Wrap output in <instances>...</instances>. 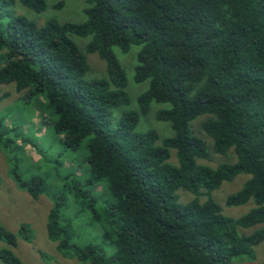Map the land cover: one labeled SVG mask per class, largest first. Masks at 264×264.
Segmentation results:
<instances>
[{
    "label": "trees",
    "instance_id": "obj_1",
    "mask_svg": "<svg viewBox=\"0 0 264 264\" xmlns=\"http://www.w3.org/2000/svg\"><path fill=\"white\" fill-rule=\"evenodd\" d=\"M84 1L85 22L50 20L39 26L13 7L42 13L45 0H0V85L13 83L16 92L25 91L26 104L42 99L53 119L52 140L62 152L85 150L87 172L76 165L65 173L62 154L47 158L21 126L2 128L0 117V150L12 159L24 155L15 141L28 143L64 185L61 193H49L41 177L21 178L17 163L9 169L33 199L47 190L48 239L63 258L82 264L252 259L264 229L250 235L242 230L264 223V0ZM72 37L90 41L82 51ZM132 46H140L133 81L148 82V88L137 96L135 110L113 122L112 110L131 103L113 48L127 53ZM89 54L104 61V78L85 79ZM152 103L168 106L155 118L169 123L171 137L136 131ZM199 117H205L201 128L210 147L191 129ZM171 150L176 164L169 162ZM230 150L234 163L215 168L199 163L209 161L211 152ZM240 174L249 178L224 206L252 200L254 207L235 219L223 215L212 193ZM178 190L192 199L180 204ZM66 193L79 210L91 213L92 228H99L106 248L72 242L73 225L62 219ZM17 237L31 242L29 226L21 224ZM0 241L1 263L23 264L12 251L15 236L0 227Z\"/></svg>",
    "mask_w": 264,
    "mask_h": 264
},
{
    "label": "rangeland",
    "instance_id": "obj_2",
    "mask_svg": "<svg viewBox=\"0 0 264 264\" xmlns=\"http://www.w3.org/2000/svg\"><path fill=\"white\" fill-rule=\"evenodd\" d=\"M47 8L42 13H35L20 4L16 3L13 10L16 14L27 17L35 21L39 26L44 25L47 21L54 20L58 23H83L86 21L84 9L87 7L84 0H45ZM62 3L60 7L57 4ZM77 46L84 51L85 46L90 41L87 38L72 37ZM140 46H132L127 53H122L117 48L113 52L121 64L126 78L128 92L131 103L128 106L119 107L112 110V119L115 122L120 114L124 111L136 109V98L148 88V82L137 84L133 81L134 67L136 66V55ZM89 71L85 76L89 79H102L105 77V63L97 54L86 55ZM2 62L0 61V65ZM25 91L16 92L14 84L0 85V117H4L2 128H10L13 124L21 126L20 132L31 138L38 146L39 150L47 158H55L59 153L63 163L65 173L76 171L77 168L82 173L87 172V165L84 161L85 150L81 147L77 152H62L59 145L52 140V133L49 130L52 126L53 119L51 114L44 109L43 101L36 98L30 103L25 102ZM161 108H168L167 105H157L152 103L148 114L139 121L136 131L145 132L153 129L158 132L161 139L173 135L170 125L167 122L157 121L155 114ZM205 117H199L191 124L194 134L202 139L207 146H211V139L203 132L201 123ZM16 144L23 149L24 155L19 152L17 157L5 154L0 150V227L5 231L13 234L16 239L15 247L12 248L14 254L22 261L23 264H82L75 258H63L56 250V243L50 241L46 232V220L48 212L52 207L49 193L59 194L64 190V185L60 178L52 172L47 166H43L42 159L32 146L28 143H22L17 139ZM73 159L75 162H73ZM236 156L232 150L224 155H217L211 152L209 161H199V163L215 168L222 163H234ZM170 163L176 164L175 151L171 150ZM17 163L18 171L21 178L27 180L31 176H39L45 181L47 190L38 198L33 199L27 192L18 188L13 178L9 174V169ZM76 174H79L78 172ZM249 178V175H237L232 181L224 182L219 189L212 193V199L221 206L222 213L226 217L239 218L251 210L254 205L252 200L241 206H224L225 199L237 192L243 183ZM93 186H88L91 190ZM95 191L100 192V187L95 186ZM67 194V193H66ZM178 201L180 204L187 203L192 199V195L184 190H178ZM204 201V198H201ZM91 213L89 211L79 210L74 204L70 195L67 194V202L62 210V219L69 220L73 225L72 242L79 246L96 245L106 248L103 244L101 231L91 223ZM21 224L29 226L32 232V241L27 242L17 237V232ZM264 229V223L254 227L242 230L244 235H250L256 230ZM5 245L0 241V248ZM0 264L1 261H0ZM231 264H264V242L253 248L252 259L243 257L235 259Z\"/></svg>",
    "mask_w": 264,
    "mask_h": 264
}]
</instances>
